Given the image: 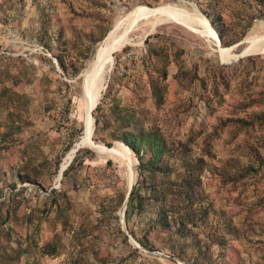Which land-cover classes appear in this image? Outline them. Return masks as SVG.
Here are the masks:
<instances>
[{"label": "rangeland", "instance_id": "1", "mask_svg": "<svg viewBox=\"0 0 264 264\" xmlns=\"http://www.w3.org/2000/svg\"><path fill=\"white\" fill-rule=\"evenodd\" d=\"M261 39L257 0H0V264H264Z\"/></svg>", "mask_w": 264, "mask_h": 264}, {"label": "bare ground", "instance_id": "2", "mask_svg": "<svg viewBox=\"0 0 264 264\" xmlns=\"http://www.w3.org/2000/svg\"><path fill=\"white\" fill-rule=\"evenodd\" d=\"M160 11H167L168 10V6H164V7H160L159 8ZM159 10H151V9H146V10H143L141 11L142 12H149V13H156L158 12ZM140 14V13H139ZM138 14V15H139ZM137 15V16H138ZM136 16V18H137ZM191 16H193L195 19H197L201 24H203L204 26L206 27H210L209 23L206 21V20H201L197 17V14H191ZM211 28V27H210ZM131 32V24H128L125 26L124 30L122 31V33L120 34H117L115 35L113 41H112V44H111V47L110 49L104 54V56L102 57L101 61H100V65L97 69L98 71V80L95 82V88L94 90H88L90 91L89 93H91V97L89 98V106L87 107V115L89 116L92 109H93V106H94V103H95V94H96V91H97V88L99 87L100 83L102 82L101 81V77L102 75L104 74V67L106 65H109L110 67L112 66V63H111V59H112V55L116 52L117 48L119 47L120 43L122 42V40ZM215 38H217V41H218V37L216 34H214ZM264 41V39H261V40H257L255 42L252 43V46L246 51V52H250L252 50L255 49V47H257V45ZM222 50V49H221ZM223 52V50H222ZM90 86V85H89ZM91 136H92V127L91 125L89 124V122L86 123V127H85V135L84 137L82 138V144H86L88 145L89 147H91L94 151L98 152V153H105V154H110V155H114L116 156L117 158H120L122 159L128 166L129 168V171L130 173L133 172V166H132V161H131V158H130V153H129V150L126 146L120 144V143H115L114 146L110 149H107V148H103V147H100V146H96L92 139H91ZM134 183V177H132L131 179V185Z\"/></svg>", "mask_w": 264, "mask_h": 264}, {"label": "trees", "instance_id": "3", "mask_svg": "<svg viewBox=\"0 0 264 264\" xmlns=\"http://www.w3.org/2000/svg\"><path fill=\"white\" fill-rule=\"evenodd\" d=\"M257 1L259 2V4H264V0H257ZM219 36H220V38H221L222 44H224V45H231V44H234V43L236 42V40H235V41H233V42H231V43H224V41H223V36L221 35V33H219ZM242 36H243V34L241 33V37H242ZM241 37H239L238 39H240ZM96 124H97V121H96ZM123 142H124V144H125V145H126V146H127V147H128L133 153H134L136 159L139 161L138 169H139V172H140L141 178H142L143 174H145V172H146L147 170H150V169H151V170H153V171H161L160 168L155 167V166H152V163H150V162L148 163V165L150 166V168L148 167V165H146V167H144V161H143V158H142V156L139 155L140 150H139L138 146L136 145V143H135V139H134V138H128V137H126L125 139H123ZM157 143H158V141L155 140V142H154V146L150 148V150H151V152H152V156H158V155L161 154V152H162V149H163V148L159 149ZM134 194L136 195V197H138V198H140V199L143 198L139 192H137V191H132V192H131V196H130V198H131L132 200L134 199V197H133ZM140 201H141V200H140Z\"/></svg>", "mask_w": 264, "mask_h": 264}, {"label": "water", "instance_id": "4", "mask_svg": "<svg viewBox=\"0 0 264 264\" xmlns=\"http://www.w3.org/2000/svg\"><path fill=\"white\" fill-rule=\"evenodd\" d=\"M217 37H218V36H217ZM218 45H220V40H219V38H218ZM241 56H243V54H241L240 57H241Z\"/></svg>", "mask_w": 264, "mask_h": 264}]
</instances>
